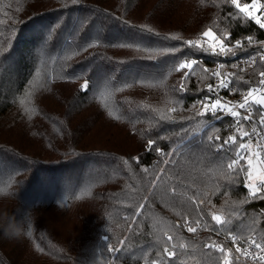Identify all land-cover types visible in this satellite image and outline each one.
I'll use <instances>...</instances> for the list:
<instances>
[{
    "label": "trees",
    "instance_id": "1",
    "mask_svg": "<svg viewBox=\"0 0 264 264\" xmlns=\"http://www.w3.org/2000/svg\"><path fill=\"white\" fill-rule=\"evenodd\" d=\"M208 31L239 43L230 56L264 46L233 0H0V208L31 231L0 237V264H223L207 230L264 239L248 162L226 168L244 140L225 146L229 117L197 110L221 60ZM197 219V235L176 224Z\"/></svg>",
    "mask_w": 264,
    "mask_h": 264
},
{
    "label": "built area",
    "instance_id": "2",
    "mask_svg": "<svg viewBox=\"0 0 264 264\" xmlns=\"http://www.w3.org/2000/svg\"><path fill=\"white\" fill-rule=\"evenodd\" d=\"M233 3L235 4V6L239 4L240 8H243V6L245 5L242 4V0H233ZM257 5L258 2L255 5L247 4L246 5L247 12H243L245 14L244 16L254 22H256V19H253V17L258 18L261 21V23H264V4H261L259 8H256ZM262 29L264 30V28ZM232 46L233 45H231L230 43L218 41L212 47L214 56L220 57L221 60L213 65L209 63L205 65V69L209 72L212 80H210L206 84L207 92L204 95H202V97L198 102L197 110L200 113L203 112V114L214 116L212 112L205 110V105H207V107L210 109L212 103H214L216 99H219L222 104H227L230 107L234 105H238L240 102H242L243 94H245L249 90H255L259 88V81L261 79V76L259 74L261 72H264V59L261 58L262 56H264V46H262L256 52V59H252V56H250L249 58H244V57H240L239 55H236L232 58V56H230L229 52L227 51V49H231ZM221 47H224L226 49L225 53H219V49ZM188 63L192 64V61L190 60L185 61V64ZM231 63L233 65H231ZM221 65H223V67H221ZM247 67H250V69L247 70L246 72H240L238 70V68L244 69ZM229 68H231V70ZM217 71L221 74L220 77H216L213 75V73ZM236 74L239 75L233 78V76ZM225 77H227L229 81V88L220 87V81ZM234 79H237L238 81L236 84L233 83ZM239 83H249L250 86L247 89L240 90L239 88H241V85ZM209 85L212 86L213 89L212 91L208 90ZM261 91H264V89H261ZM253 96L256 97L257 99L260 98V95L257 91H253ZM250 103H252L251 100ZM259 107L260 106L254 103H252V107L249 109H240L238 107H234L233 110L240 112L242 116L249 115L252 117L251 120H241L239 126L235 123L236 118L232 117L226 111H222L218 109L214 116L215 118L219 117L217 118L218 120L229 117L230 121L229 122L227 121L229 132L233 134V136L235 135L241 136V138L244 140L243 144L247 147V151H243L241 149V151L239 152L240 155L244 157L241 160H245L246 162L251 155L256 157H261V159L264 160V124L260 123V114L264 113V108H260V111L258 112L257 109ZM238 127L241 128L243 132H248L249 135L248 136L241 135V132L237 131ZM252 129H256L255 133L252 132ZM228 144L229 143H225V146H228ZM222 148H223L222 146L217 148V151H221ZM236 155L234 156V158L236 157ZM257 186H260V183ZM246 188L248 192H250V189L247 185ZM262 192H264V190H262ZM215 215H219V214H215ZM222 219L224 220L223 217ZM176 224L182 226L186 231L188 226L196 227L197 228L196 232H189L195 235L199 234L204 226L201 222L199 226H197L196 224L193 223L192 220L177 221ZM206 232L210 233L211 236L204 242V245L215 244L219 247L224 248L226 252L229 253L228 256L226 257L229 264H231L232 262H236L238 264H257L256 259L241 256L239 253L235 251L237 247L241 249V252H243L245 249H247L249 252L255 251L249 247V244L246 243L245 239L240 238L234 233L226 232L223 229L213 228L207 230ZM232 235L237 236V240L235 243L230 239V236ZM253 237L257 239V241L264 244V239H261L254 235ZM206 249L213 250L212 248H206ZM255 254L260 255L258 251H256Z\"/></svg>",
    "mask_w": 264,
    "mask_h": 264
},
{
    "label": "snow or ice",
    "instance_id": "3",
    "mask_svg": "<svg viewBox=\"0 0 264 264\" xmlns=\"http://www.w3.org/2000/svg\"><path fill=\"white\" fill-rule=\"evenodd\" d=\"M237 8H240V5L237 4L236 5ZM241 12H247V7L245 8H240ZM253 19H256V23H258L260 25L261 28H264V23H261V21L258 19V18H255L253 17ZM54 30V29H53ZM53 30H50V33L49 35H51V31ZM205 36L209 35V33H204ZM248 42L249 43H253L252 41V38L251 37H248ZM193 47H198V42H189ZM94 45L92 43H89L85 50L89 47H93ZM125 45H121V47H123ZM130 46V45H129ZM239 43L237 44V47H239ZM214 50V49H213ZM215 51V50H214ZM228 52H231L232 49H227ZM226 52V49L224 47H221L219 49V53H225ZM262 59H264V56L261 57ZM191 68L192 67V64L191 63H188V64H185V63H180L179 64V67L176 69V70H179V69H183V68ZM221 67H223V65H221ZM214 76L216 77H220V73L217 71V72H214L213 73ZM261 76V79L259 81V88L258 89H255V90H249L247 91L245 94H243V99H242V102H240L238 105H234V106H228L227 104H222L221 101L219 99H216L214 103H212L211 105V108L209 109L207 107V105H205V110L207 111H210L213 113V115L215 116V113L217 112V110H222V111H226L228 112L232 117L236 118L235 120V123L239 126L240 125V122L241 120H251L252 117L249 116V115H243L238 112V111H234L233 108L234 107H238L240 109H249L252 107V103L260 106L257 111L259 112L260 111V108H264V91H261V89H264V72H261L259 74ZM220 87L222 88H229V81L227 79V77H225L224 79H221L220 81ZM88 88V84L85 83L82 87V91L83 90H87ZM208 90L209 91H212V86L209 85L208 86ZM253 91H257L260 95V98L257 99L256 97L253 96ZM101 95H103V93H101ZM250 100L252 103H250ZM176 109L175 108H172L171 111H175ZM201 115H203V112L199 113ZM216 118H219V117H216ZM260 123L264 124V113H261L260 114ZM237 131H240L241 132V135L243 136H248L249 133L248 132H243L241 130V128H237ZM256 129H252V132L255 133ZM207 135V133H206ZM208 139L209 140H212L213 139V136H208ZM216 139H219V137H216ZM151 143V142H150ZM226 143H235V137L234 136H230L228 137ZM236 147L242 149L243 151H247V147L241 143V144H238L236 145ZM244 157H242L240 155V153H237L236 157L233 159V161L231 163H227L226 164V168L233 171V172H237V169L239 167V161L241 159H243ZM248 164H249V167L251 166V160L248 161ZM240 171H244L247 173L248 175V179H249V184H248V187L250 189V192H249V195L252 197V198H264V197H261V192L262 190H264V177H261L260 178V186H257L256 183L252 182V175L251 173L248 171V169H244V168H240L239 169ZM144 171H147L146 169ZM238 174V172H237ZM228 179L231 180L232 177L231 175L229 174L228 175ZM0 191H3V192H8V189L7 188H0ZM171 191L175 194L176 193V189H171ZM212 220L215 221L217 224H224V223H227L226 220H223L222 217L220 215H215L213 214L212 215ZM187 223V222H186ZM193 223H195L197 226H199L200 224V221L197 219V220H194ZM187 231L188 232H196L197 231V228L196 227H191V226H188L187 227ZM250 231H254V229L250 230ZM28 235H31V231H29ZM246 243L249 244V247L255 251L253 252H249L247 249H245L243 252H241V249L239 247H237L235 249V251L237 253H239L241 256H245V257H248V258H252V259H256L257 260V264H264V244H262L261 242L257 241V239H255L252 235H244V234H241ZM164 239L165 241L169 244V246H166V247H163L161 249V253H162V256L164 258H171V259H174L177 255V252H176V245L175 244H172L171 242L173 241V236L172 235H169L168 233H164ZM230 239L235 243L236 240H237V236L235 235H232L230 236ZM121 243H124L123 241H121ZM180 248H185L186 245L184 244H180L179 245ZM204 247L206 248H212L213 250L215 251H219L221 253H224L225 255V259L223 260V264H229L228 260L226 259V257L228 256V252H226V250L222 247H219L215 244H205ZM110 251H117V249H110ZM119 251H124V249H119ZM256 251H258L260 253V255H256ZM118 258V257H117ZM150 264H162V260L160 259H157V260H154V261H151Z\"/></svg>",
    "mask_w": 264,
    "mask_h": 264
},
{
    "label": "clouds",
    "instance_id": "4",
    "mask_svg": "<svg viewBox=\"0 0 264 264\" xmlns=\"http://www.w3.org/2000/svg\"><path fill=\"white\" fill-rule=\"evenodd\" d=\"M11 199L10 193L0 191V200ZM28 231L25 227L24 218L17 219L16 212L5 206L0 208V237L8 240H22L27 238Z\"/></svg>",
    "mask_w": 264,
    "mask_h": 264
},
{
    "label": "rangeland",
    "instance_id": "5",
    "mask_svg": "<svg viewBox=\"0 0 264 264\" xmlns=\"http://www.w3.org/2000/svg\"><path fill=\"white\" fill-rule=\"evenodd\" d=\"M258 1H255V2H250V3H248V4H256ZM261 4H264V2H261L260 0H259V2H258V5H257V7L256 8H259L260 6H261ZM247 4H245L244 6H243V8H245V7H247L246 6ZM243 13V12H242ZM244 14V13H243ZM245 15V14H244ZM207 33H209V35H207L206 36V40H207V43L211 46V47H213L218 41H216L215 40V35H214V33L212 32V31H208ZM220 42H222V41H220ZM237 47V44H233V46H232V50H234L235 48ZM232 52V51H231ZM237 54H235L234 56H236ZM234 56H232V58L234 57ZM250 56H252V59H256V53L255 54H253V55H250ZM250 56H242V57H244V58H249ZM240 58V57H239ZM234 61V60H233ZM232 61V62H233ZM231 65H233L232 63H231ZM229 67V66H228ZM230 70H231V68H229ZM250 69V67H247V68H244V69H239L238 68V70L240 71V72H246L247 70H249ZM239 74H236V75H234L233 76V78H235V77H237ZM172 108V107H171ZM171 110V109H170ZM162 151L160 150L159 151V153H161ZM249 160H251V166L249 167V172L251 173V175H252V182H254V183H256L257 185L259 184V182H260V178L261 177H264V160H262L261 159V157H256V156H253V155H251L248 159H247V162L249 161ZM249 165V164H248ZM248 184H249V179H247V181H246V185L248 186ZM106 239H107V237H103V240H105L106 241Z\"/></svg>",
    "mask_w": 264,
    "mask_h": 264
}]
</instances>
